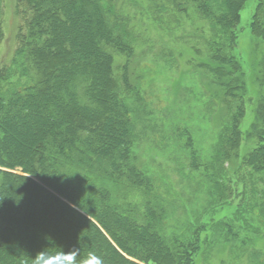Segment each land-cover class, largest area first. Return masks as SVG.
I'll use <instances>...</instances> for the list:
<instances>
[{
  "label": "trees",
  "instance_id": "16d2710c",
  "mask_svg": "<svg viewBox=\"0 0 264 264\" xmlns=\"http://www.w3.org/2000/svg\"><path fill=\"white\" fill-rule=\"evenodd\" d=\"M16 1L29 16L0 67V264H56L57 254L73 248L76 264L89 252L104 264H195L198 245L164 238L163 205L149 198L152 183L131 159L130 105L106 50L129 56L130 38L109 19L108 0ZM192 1L213 27L229 30L230 55L217 49L202 63L223 96L244 97L245 76L232 50L248 0ZM256 2L250 31L264 40L263 3ZM22 60L36 71L32 84L12 80L15 72L26 75L16 67ZM259 81L263 95L254 98L252 122L242 131L237 107L226 139L232 151L247 137L257 141L243 156L256 173L264 172V77ZM121 181L148 195L141 218L112 200L108 185Z\"/></svg>",
  "mask_w": 264,
  "mask_h": 264
},
{
  "label": "rangeland",
  "instance_id": "374dc122",
  "mask_svg": "<svg viewBox=\"0 0 264 264\" xmlns=\"http://www.w3.org/2000/svg\"><path fill=\"white\" fill-rule=\"evenodd\" d=\"M108 2L109 19L130 38L129 56L110 45L106 50L113 78L130 105L131 159L152 183L149 198L163 205L164 238L198 245L195 264H264V172L256 173L243 160L257 141L247 137L232 151L226 140L230 114L242 110L245 132L254 98L263 95L264 40L255 38L249 25L256 0L245 3L234 28L232 53L246 80L245 95L237 99L223 96L202 63L217 49L230 55L229 30L213 27L194 1ZM262 3L258 13L264 24ZM24 7L0 0V67L14 54L16 33L29 16ZM16 67L26 75L15 72L13 81H37L30 62ZM108 186L116 204L141 218L148 198L142 188L126 181Z\"/></svg>",
  "mask_w": 264,
  "mask_h": 264
},
{
  "label": "clouds",
  "instance_id": "9594fccd",
  "mask_svg": "<svg viewBox=\"0 0 264 264\" xmlns=\"http://www.w3.org/2000/svg\"><path fill=\"white\" fill-rule=\"evenodd\" d=\"M45 255V254H42ZM77 252L75 248L68 252H61L57 254L56 264H76ZM36 264H42L40 260ZM80 264H104L101 257L97 256L94 252H89L86 259H83Z\"/></svg>",
  "mask_w": 264,
  "mask_h": 264
}]
</instances>
